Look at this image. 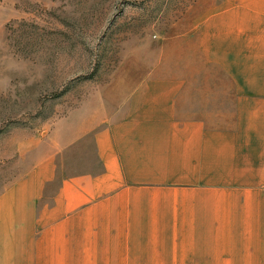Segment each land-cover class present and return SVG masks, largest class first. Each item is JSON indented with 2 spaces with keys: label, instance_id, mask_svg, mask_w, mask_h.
Wrapping results in <instances>:
<instances>
[{
  "label": "crops",
  "instance_id": "obj_1",
  "mask_svg": "<svg viewBox=\"0 0 264 264\" xmlns=\"http://www.w3.org/2000/svg\"><path fill=\"white\" fill-rule=\"evenodd\" d=\"M170 40L123 103L60 122L0 191V264H145L264 184V0H223Z\"/></svg>",
  "mask_w": 264,
  "mask_h": 264
},
{
  "label": "rangeland",
  "instance_id": "obj_2",
  "mask_svg": "<svg viewBox=\"0 0 264 264\" xmlns=\"http://www.w3.org/2000/svg\"><path fill=\"white\" fill-rule=\"evenodd\" d=\"M221 1L0 0V191L39 165L60 122L123 103L172 36ZM255 188L211 211V232L153 249L145 264H264V184Z\"/></svg>",
  "mask_w": 264,
  "mask_h": 264
}]
</instances>
